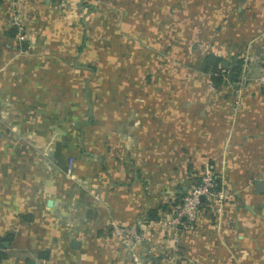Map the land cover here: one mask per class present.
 I'll list each match as a JSON object with an SVG mask.
<instances>
[{"label": "crops", "instance_id": "obj_1", "mask_svg": "<svg viewBox=\"0 0 264 264\" xmlns=\"http://www.w3.org/2000/svg\"><path fill=\"white\" fill-rule=\"evenodd\" d=\"M190 4L196 5L195 13L212 12L206 27L219 26L215 37L209 39L210 33L201 37L208 40L204 53L227 59L231 70L238 58L243 65L241 73L245 67V72L253 71V82L235 88L240 97L234 113L224 106L199 102L171 105L158 102L155 96L150 101L131 100L127 98L128 87L115 90L117 93L109 91L102 100H95L89 88L88 99L82 101L83 95L69 88L70 100L83 102L86 112L77 119L78 125L73 123L67 133H62L61 120H56L62 110L56 95L62 88L53 86L55 102L47 104L43 72L21 70V66L15 73L0 70V127L7 129L6 133L0 130V142L6 136L27 143L18 151L24 161L13 162L11 158L7 163L9 155L0 151V237L4 236L0 249L11 256L3 255L0 264H14L16 256L27 252L25 239L31 227L26 224H40L42 215L50 218L51 213H60L58 220L65 225L81 223L69 231L78 236L84 223L97 234L101 228L107 230L109 220L138 224L150 209L158 217L166 205L164 201L174 200L180 190L187 188L183 183L186 177L181 182L183 177L177 176H185L188 171L190 177L189 171L199 172L203 164L220 175L218 181L226 188L249 190L261 182L264 189L262 180L253 182L250 177L264 167V87L255 76L262 67L259 59L264 50V0H182L180 13L193 12L186 8ZM198 24L202 26L201 21ZM45 108L53 111L48 124L40 118L47 113ZM51 141L56 143L46 149ZM70 160L74 180L61 174ZM168 167L171 170L164 173ZM169 173L171 179L166 177ZM14 174L21 176L19 182L13 180ZM29 184L35 188L37 198L28 199L15 190V185ZM247 195L249 198L244 200L251 207L254 199L262 198L259 193ZM48 199L52 203L47 206ZM235 208L221 228L201 222L180 241L184 253L192 256L187 264H264V219L256 218L248 209L243 212ZM44 250L48 253V248Z\"/></svg>", "mask_w": 264, "mask_h": 264}, {"label": "rangeland", "instance_id": "obj_2", "mask_svg": "<svg viewBox=\"0 0 264 264\" xmlns=\"http://www.w3.org/2000/svg\"><path fill=\"white\" fill-rule=\"evenodd\" d=\"M167 1L169 5L165 0H0V70L15 73L21 66V70L43 72L47 104L55 102L53 86L62 88L61 94L56 95V99L60 98L57 105H62L61 115L56 114V120H61L62 133H67L73 123L78 125L77 119L84 117L86 112L83 102L70 100L69 88L83 95L82 101L85 97L88 99L89 88L95 100H102L104 95L108 97L109 91L113 93L128 87L127 98L131 100L150 101L151 96H155L158 102L166 101L171 105L182 101L199 102L210 107L224 106L234 113L240 97L235 88H244L253 82V71L245 72V67L241 73V65L237 78L228 81L226 75L231 64L225 59L227 66L220 70L223 84L219 89H213L208 75L201 68V56L208 43L206 37H201L210 33L211 39L219 28L213 24L205 26L210 18L207 16H212V12L207 9L210 12L195 13L198 11L196 5L190 7L193 6L190 4L186 8L193 12L181 14L182 0ZM200 21L202 26L198 24ZM8 32H12V36ZM254 70L258 71L257 63H254ZM258 75H255L256 80ZM83 89H86L84 94ZM47 108L45 116L40 118L48 124L53 111ZM0 130L7 132L5 127ZM16 139L5 136L0 142V151L9 155L5 158L7 163L11 158L13 162L24 161L18 157V151L27 143ZM55 143L47 142L46 149ZM168 170L170 167L163 169L164 173ZM189 172L190 177H187L188 171L185 176L176 174L178 179L183 177L179 180L181 182L186 177L183 183L187 188L177 194L180 203H175L177 197L164 201L163 214L160 213L154 221L146 217L138 224L109 220L107 230L101 228L97 234L92 232V226L84 223L82 235L78 236L69 231L79 228L81 223L67 222L65 225L58 220L61 219L60 213L56 216L51 213L55 220L42 215L44 220L40 224H26L31 227V235L25 239L27 252L16 256L14 264H187L192 256L184 253L180 241L186 239L199 223L221 228L222 221H229L237 210L235 206L243 212L248 209V213L264 219V189L259 191L252 186L249 190L234 191L223 184L215 190L218 192L205 197V203L201 207L197 205L193 218L188 219L181 211L185 196L202 183L207 172L213 175V179L221 180L220 175L214 174L206 164L199 172L193 169ZM61 174L67 180H74L72 170ZM170 175L166 177L171 179ZM250 177L253 182L256 179L264 182V167L251 173ZM13 180L19 182L21 176L14 174ZM31 185H15V190L21 191L28 199L37 198L38 194ZM247 192L254 196L259 193L262 198L254 199L251 207L244 200L249 198ZM48 202L52 203L48 199L47 206ZM37 231H41L44 237ZM2 238L4 236L0 241ZM46 248L47 256L40 257L38 253ZM0 253H4V258L11 257L7 250L0 249Z\"/></svg>", "mask_w": 264, "mask_h": 264}, {"label": "trees", "instance_id": "obj_3", "mask_svg": "<svg viewBox=\"0 0 264 264\" xmlns=\"http://www.w3.org/2000/svg\"><path fill=\"white\" fill-rule=\"evenodd\" d=\"M8 34L10 36H12L13 33L8 32ZM222 60L223 59L220 56L215 55L211 52L204 53L201 56L202 72H204L208 75V78H209L211 85L215 88H219L223 84V77L220 74V70L223 69L220 65ZM240 64H241L240 60L235 61L233 64L232 71H231V78H230L232 81H234L237 78V75L240 71ZM198 180H199V178L196 179V181H198ZM219 187H220V182L218 180L214 179L213 189L218 190ZM179 198L180 197L177 196V199L175 200L176 204L180 203ZM205 200L206 199L204 197L200 200L199 207H201V205L205 203ZM154 218H156L155 210H153V209L148 210L145 219L152 220ZM38 254L42 258L47 256V253L45 251H41ZM2 257H3V254L0 253V259Z\"/></svg>", "mask_w": 264, "mask_h": 264}, {"label": "built area", "instance_id": "obj_4", "mask_svg": "<svg viewBox=\"0 0 264 264\" xmlns=\"http://www.w3.org/2000/svg\"><path fill=\"white\" fill-rule=\"evenodd\" d=\"M261 61H262V67L260 70V73L258 75L257 81L264 85V50L261 54ZM236 102V101H235ZM236 104V103H235ZM71 160L69 161V164L66 168V171L69 172L71 170V166H70ZM210 172H207L204 176V178L202 179V183L196 187H193L192 190L188 193V195L185 196V198L182 201V205H181V211L182 214H184L186 217H188V219H192L194 216V211L197 207V205H199L200 199L199 197H208L212 194H214L215 191L213 189L214 186V177L212 174H209ZM215 191V192H214ZM113 229L115 230V228L113 227Z\"/></svg>", "mask_w": 264, "mask_h": 264}, {"label": "water", "instance_id": "obj_5", "mask_svg": "<svg viewBox=\"0 0 264 264\" xmlns=\"http://www.w3.org/2000/svg\"><path fill=\"white\" fill-rule=\"evenodd\" d=\"M220 65H221L222 68H225V67L227 66V64H226L225 61H222V62L220 63ZM230 78H231V69H229V70L227 71V75H226V79H227L228 81H230ZM256 188L259 189V191H260L261 189H263V183H261V182H257V183H256ZM202 198H203L202 196L199 197L200 200H201Z\"/></svg>", "mask_w": 264, "mask_h": 264}]
</instances>
